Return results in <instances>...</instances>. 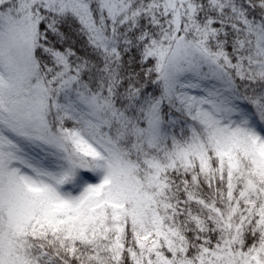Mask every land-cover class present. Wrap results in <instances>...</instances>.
<instances>
[{
	"label": "snow or ice",
	"instance_id": "1",
	"mask_svg": "<svg viewBox=\"0 0 264 264\" xmlns=\"http://www.w3.org/2000/svg\"><path fill=\"white\" fill-rule=\"evenodd\" d=\"M0 264H264V0H0Z\"/></svg>",
	"mask_w": 264,
	"mask_h": 264
}]
</instances>
